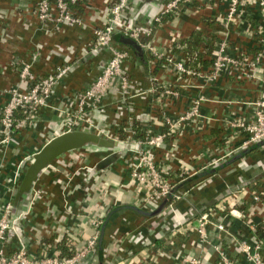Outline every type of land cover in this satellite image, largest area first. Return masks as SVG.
Listing matches in <instances>:
<instances>
[{
	"label": "crops",
	"instance_id": "1",
	"mask_svg": "<svg viewBox=\"0 0 264 264\" xmlns=\"http://www.w3.org/2000/svg\"><path fill=\"white\" fill-rule=\"evenodd\" d=\"M112 1L81 0L76 8L81 24L66 25L49 34L36 15L39 0H0V114L6 105V92L20 84L22 63L32 64L35 81L46 78L59 66H74L35 123L15 130L9 144L1 143L0 134V212L8 203L14 206L31 157L55 134L68 130V122L77 117L76 94L91 86L111 58L110 51L92 53L89 47L95 40V30L107 21ZM220 1L195 0L179 17H167L161 23L154 19L164 2L134 5L126 13L127 19L150 24L152 30L143 43L161 55L170 52L184 60L194 74L179 78L173 66H165L162 60L154 64L147 47L144 57H140L116 35L113 47L128 52L122 69L129 76V88L123 95L120 80H113L106 95L90 111L94 130L88 131L121 140L122 134L129 136L137 120L143 133L145 118H151L147 125L151 136L164 131L161 97L165 88L180 93L178 98H165L172 101L166 111L172 118L200 98L199 118L148 151L158 170L176 184L174 192L182 199H171L163 209L164 199L159 200L152 210H144L143 202L150 189L130 176V157L124 153L116 164L91 175V168L108 153L72 151L51 163L11 213L12 218L20 220V232L10 235L3 247L5 256L20 246H26L32 254L44 250L61 254L60 244L68 252L79 251L97 234L92 221L99 219L104 225L99 230L97 246L83 264H177L186 256L198 257L203 264H223L215 247L221 248L232 264H247L237 243L264 238L261 208L251 199V193L264 192V145L235 159L245 135L231 126L254 116L255 103L264 97V68L254 79H248L241 68H232L208 82L204 75L211 65L190 67L184 44L195 33H202L215 37L214 47L223 38L228 39L230 55L253 54L259 49L260 37L249 30L251 21L228 29L220 25L219 20L225 17V6L217 4ZM178 42L183 45L174 52ZM199 51H204L203 45ZM35 53L38 59L33 62ZM154 87L156 92L152 91ZM27 88L26 84L20 86L22 91ZM19 115L22 119L23 115ZM125 142L128 147L134 146L133 139ZM230 159L234 160L229 162ZM231 208L240 209L248 219L229 216L224 209ZM209 210H213L207 227L210 244L199 246L193 229ZM218 223L224 224L226 231L219 232L215 227Z\"/></svg>",
	"mask_w": 264,
	"mask_h": 264
},
{
	"label": "built area",
	"instance_id": "2",
	"mask_svg": "<svg viewBox=\"0 0 264 264\" xmlns=\"http://www.w3.org/2000/svg\"><path fill=\"white\" fill-rule=\"evenodd\" d=\"M132 2L133 0H113L107 11L106 23L95 30V40L90 45L89 52L97 53L107 50L110 51L111 58L106 66L102 68L101 73L96 77L91 86L76 94L77 117H75L73 121L68 122V130H66V132L78 128V131L94 133L88 131L94 130L90 111L97 106L96 101L106 95V89L109 84L113 80L119 79L123 95L129 88V76L125 74L122 69L123 63L128 58V52L113 47V41L116 35L136 41L143 51L144 48L147 47L152 53L154 64L162 60L165 66H173L175 71L179 74V78H185V76L194 74L193 71L187 67L184 60H180L170 52L161 55L153 46L143 43L144 38H149L152 35V30L149 26L150 24L146 26L140 25L135 19H127L126 13ZM193 2H195V0H166L154 21L156 23H161L167 17L177 18L186 8L193 4ZM220 3L225 6V17L219 20L221 23L220 25L228 29L233 25L244 23L247 20L251 21L249 30L260 37V46L253 54L240 52L239 54L230 55L228 39L223 38L215 46L212 64L206 71L204 78L210 82L217 80L229 69L241 68L248 79H254L258 72L264 68V0H221L217 2V4ZM80 4L81 0H39L37 3L36 15L42 26L44 28L46 27L45 30L49 32V34H52L53 32L61 30L63 26L81 24L82 20L76 11V8L80 6ZM253 21L256 22L255 25L252 24ZM37 59L38 53H35L33 55V62ZM73 67L72 64L59 66L46 78L35 81L32 80V64L22 63L20 65V84L6 92V105L3 107L0 114L2 144H9L15 130L18 128H26L28 125L36 122L40 112L50 106L56 87L73 71ZM22 84L28 85V88L24 91L20 89ZM152 91L156 92V88H152ZM179 96L180 93L178 91L169 88H165L162 93V119L166 131L151 136L148 132L149 126L147 127L151 122V118H145L143 119V122L146 123V126L143 127L144 138L135 141L133 139V131L127 138L134 140L133 147H128L129 145L125 141L107 138L119 143L118 148L113 152L119 153L120 158H122V155L125 153L124 155L126 158L130 157L132 159L129 163L130 176L132 179L150 189L149 196L143 202L142 208H144V210H152V207L158 204L159 200H163L167 197H172L175 201L182 199L181 194L174 192L176 184L158 170L148 152L160 144H163L165 140L177 135V131L183 128L184 125L199 118L202 104L200 98L195 99L184 113L175 118L167 114V108L170 107L172 101H165V98L175 99ZM255 108L256 111L251 119H242L239 122H234L231 126V128L245 135L242 146L238 148L239 151L264 140V97L255 103ZM19 114L23 115L22 119L18 118ZM87 148L92 151L106 152L108 153L107 156L112 153L111 151L96 147H85L80 150H87ZM32 158L33 156L30 162ZM97 164L91 168L89 174L97 175L99 172L96 169ZM251 199L253 203L260 205L261 224L264 233L263 190L251 193ZM13 210L14 206L8 203L0 212V264H83L85 259L92 253V250L97 246L99 230L104 225L103 220L94 219L92 225L95 227L97 234L93 236L81 250L76 251L71 257H62L60 253L51 254L46 250L42 251L41 254H32L28 251L26 246H20L16 252L9 256H5L3 247L6 242L9 241L10 235L20 232V220L15 219L14 216L12 218L11 216ZM212 211L213 210H209L208 213L202 215L193 229V231L198 234L197 244L199 246L210 244L207 227L210 223L209 213ZM224 211L231 217L242 220L248 219V216L238 208H231L228 209V211L224 209ZM215 227L219 232L226 231V226L224 224L218 223ZM139 240L141 241L139 238L136 239V241ZM237 246L245 263L264 264V238H256L250 242H238ZM215 250L219 253L223 264H232L230 257L221 248L215 247ZM177 264H203V260L194 256H186L182 262Z\"/></svg>",
	"mask_w": 264,
	"mask_h": 264
},
{
	"label": "water",
	"instance_id": "3",
	"mask_svg": "<svg viewBox=\"0 0 264 264\" xmlns=\"http://www.w3.org/2000/svg\"><path fill=\"white\" fill-rule=\"evenodd\" d=\"M142 4L150 5L155 2L162 3L166 0H139ZM122 41L130 45L136 52L139 53L140 57H143L144 51L140 45L129 38L122 37ZM96 147L111 151L112 153L100 161L96 169L97 171H104L117 163L120 158V154L115 151L119 143L104 138L100 135L83 132V131H69L62 133L51 140H49L41 149L33 155V158L26 168L22 181L19 185L14 204V211L16 207L22 202L25 195L29 194L40 175L50 166V164L65 155L66 153L83 149L85 147Z\"/></svg>",
	"mask_w": 264,
	"mask_h": 264
},
{
	"label": "trees",
	"instance_id": "4",
	"mask_svg": "<svg viewBox=\"0 0 264 264\" xmlns=\"http://www.w3.org/2000/svg\"><path fill=\"white\" fill-rule=\"evenodd\" d=\"M139 4H142L139 0H133V2L129 5L127 13H129L130 10L132 11V8H134V5L136 6V5H139ZM211 25H213V24H211ZM211 27H213V26H211ZM214 39H215L214 36L207 37V36H204L202 33H197V34L195 33L188 41H186L184 43V44H187L186 53L189 56V60H190L189 61V66L190 67L192 66V67L195 68L196 66H199L200 64H204L206 66H210L212 64V59H211V61H208V60H204V57H209L210 56L212 58V56L214 54V51H215V47H214L213 41H212ZM120 42L122 44L132 48L130 45H127V44H125L122 41V37H120ZM182 45H183L182 42L175 43L174 52L175 51L177 52V49L180 48ZM202 45L204 46V51L200 52L199 49H200V46H202ZM132 49H134V48H132ZM193 53H195L196 55L193 56ZM143 57H144V55H143ZM18 118H21V116L18 115ZM137 121H139V120H137ZM137 121H135L132 124V131L134 133L133 139L135 141L144 138L143 137V133L140 131L142 126H140V124ZM123 130H121V131L123 132ZM73 131H76V130H73ZM164 131H166V128H164ZM127 138H128V136H125L124 134H122L121 137H120L121 141H125V140H127ZM262 145H264V140L259 142V143H257V144H253V145H251L249 147H246V148L242 149L238 153V155L235 157V159H240V158H243L245 156H248V155L252 154L253 152H255ZM232 160H234V159H232ZM232 160L230 159L228 161L231 162ZM171 199H172V197L165 198L160 209H163L166 205H168L170 203ZM126 208H130V207L126 206ZM114 210L115 209L113 208L110 212H113ZM62 246L63 245H61V244L59 246V249L61 250V256L62 257H71L75 253V252H68L67 248H63Z\"/></svg>",
	"mask_w": 264,
	"mask_h": 264
},
{
	"label": "rangeland",
	"instance_id": "5",
	"mask_svg": "<svg viewBox=\"0 0 264 264\" xmlns=\"http://www.w3.org/2000/svg\"><path fill=\"white\" fill-rule=\"evenodd\" d=\"M60 134H62L61 133V131L60 132H58L57 134H55L54 136L56 137V136H58V135H60ZM92 148H94L93 146H92ZM87 150H90L89 148H87ZM119 159H121V158H119ZM29 164H30V162H29Z\"/></svg>",
	"mask_w": 264,
	"mask_h": 264
}]
</instances>
